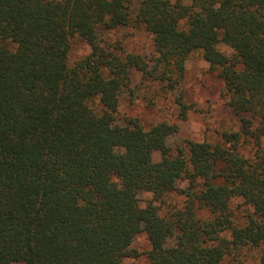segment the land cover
Wrapping results in <instances>:
<instances>
[{
	"label": "trees",
	"instance_id": "obj_1",
	"mask_svg": "<svg viewBox=\"0 0 264 264\" xmlns=\"http://www.w3.org/2000/svg\"><path fill=\"white\" fill-rule=\"evenodd\" d=\"M129 26L151 55L103 37ZM75 37L91 51L71 65ZM195 52L238 131L173 148L178 125L120 116L135 73L175 94ZM263 139L264 0H0V264H123L142 233L150 264H264Z\"/></svg>",
	"mask_w": 264,
	"mask_h": 264
},
{
	"label": "rangeland",
	"instance_id": "obj_2",
	"mask_svg": "<svg viewBox=\"0 0 264 264\" xmlns=\"http://www.w3.org/2000/svg\"><path fill=\"white\" fill-rule=\"evenodd\" d=\"M103 37L108 38L112 43L120 42L128 53L149 56L154 52L152 35L143 26L122 27L104 34ZM220 49L228 54L232 53L223 44L220 45ZM90 51V46L85 40L75 37L71 43L70 64L85 57ZM133 80L132 90L121 94L120 116L122 118L138 117L146 128L161 122L178 125L180 129L178 135L170 139L173 148L184 147L187 140L218 144L221 143L223 132L239 130L240 117L227 106L223 98V83L209 72V64L200 52L192 53L188 59L182 88L175 94L166 92L159 83L143 81L139 73L134 74ZM181 90H183L185 102L191 107L186 120L180 119V106L176 103V95L179 96ZM139 199L144 206L153 200V196L150 193H142ZM184 202L183 196L171 193L162 202H155V204L160 208L161 214L166 216L174 208L183 207ZM240 203L237 201L234 206ZM237 213L239 216H244V208L241 207ZM133 248L139 256L125 259L123 264H150L148 253L151 250V243L146 233L136 237ZM256 259V252H247L244 264H257Z\"/></svg>",
	"mask_w": 264,
	"mask_h": 264
}]
</instances>
